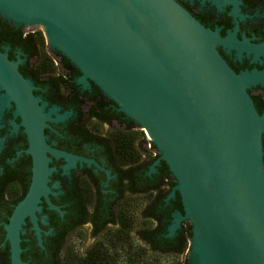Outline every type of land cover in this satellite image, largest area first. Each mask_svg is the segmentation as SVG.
Masks as SVG:
<instances>
[{
	"label": "water",
	"instance_id": "water-1",
	"mask_svg": "<svg viewBox=\"0 0 264 264\" xmlns=\"http://www.w3.org/2000/svg\"><path fill=\"white\" fill-rule=\"evenodd\" d=\"M0 14L16 26L42 24L51 50L79 71L75 82L94 83L146 133L158 153L147 172L163 160L175 180L164 200L178 193L182 206L171 213L165 236L190 224L188 264H264V113L247 90L264 84V71L236 72L217 48L257 53L263 46L221 36L174 0H0ZM0 81L21 116L32 158L29 188L2 223L1 244L8 243L9 264H30L21 257L26 220L43 249L42 236L52 228L40 226L48 224L41 198L63 213L49 198L57 186L48 184L51 156L64 159V171L93 160L47 142V121L69 111L45 110L17 63L1 52Z\"/></svg>",
	"mask_w": 264,
	"mask_h": 264
},
{
	"label": "flooded vegetation",
	"instance_id": "flooded-vegetation-1",
	"mask_svg": "<svg viewBox=\"0 0 264 264\" xmlns=\"http://www.w3.org/2000/svg\"><path fill=\"white\" fill-rule=\"evenodd\" d=\"M174 1L203 26L217 30L221 36L233 34L238 40L245 39L249 44L264 47V0ZM217 48L236 72L251 69L264 71V51L238 52L235 48L221 45ZM0 52L9 61L17 63L18 72L29 80L32 93L40 98L39 104L42 101L47 103L45 110L55 105L59 113L69 111L63 119L47 121L50 125L44 128L47 142L57 149L93 160L90 163L77 160L75 166L67 171L62 168L65 163L63 158L51 156L49 162V166L55 170L49 175L48 184L57 183V186L51 187L55 194H49V198L63 210L62 215L57 211L52 212L60 222L67 220L66 214L71 217L74 226L70 235L87 231L91 237L89 246L82 251L77 249L76 252L85 253L111 227H119L117 213L120 208L137 215L138 219L130 232L140 241L136 233L141 227L136 225L141 219L140 197L143 191L148 192L143 189L153 183L157 169L148 174V168L153 162L148 159L128 163L118 159L110 133L117 128H126L124 114L118 112L115 103L93 86L92 82L88 88L80 87L75 82L79 76L76 68L65 66L66 58L59 51L46 49L40 30L16 26L1 14ZM61 77L67 79L70 85L65 87ZM247 90L257 111L264 113V84L257 83ZM51 115L53 118L56 116ZM132 129L141 128L137 126ZM139 139H134L137 149H140ZM261 141L264 157V132ZM146 144L147 149H153ZM28 145L27 134L13 97L0 81V225L29 188L32 158L27 152ZM41 199V214H47L43 210L49 209L47 202L43 197ZM173 199L163 205V211L168 210L169 213L177 209L170 202ZM162 219L166 220L164 217ZM24 227L29 230L28 220ZM41 227L54 230L49 223ZM49 235L43 237L46 239ZM163 236L166 237L164 233ZM173 238L176 239V234L169 239Z\"/></svg>",
	"mask_w": 264,
	"mask_h": 264
},
{
	"label": "trees",
	"instance_id": "trees-1",
	"mask_svg": "<svg viewBox=\"0 0 264 264\" xmlns=\"http://www.w3.org/2000/svg\"><path fill=\"white\" fill-rule=\"evenodd\" d=\"M65 64L70 69H74L67 58ZM77 72L79 73L78 70ZM60 80L65 82V87L68 84L70 85V83H67V79L65 80L61 77ZM92 85L99 89L94 83ZM125 121L127 126L124 130L117 128L110 133L118 159L124 163L138 159H141V161L145 159L150 162L153 161L158 156L155 146L151 143L154 151L145 148L146 139H144L142 129H132V127L135 128L137 125L127 117ZM136 137H140V149L134 146ZM156 168L157 173L153 177V183L143 189L148 190V192L144 193L143 191L140 197L141 227L136 233L140 236L142 240L140 242L143 247L134 244L135 236L130 232L135 225V220L138 219L137 215L134 212L129 213L127 210L120 208L117 213L119 227H111L93 247L79 255L72 246L66 245L67 237L74 226V223L71 222V217L66 214L67 220L60 222L58 221V216L52 212L55 210L43 208L44 212H47V217H49L48 220L50 222L48 223L54 227V232L52 231L49 236H46V239L43 238L44 248L42 249L36 244V239L27 230L26 234L22 235L21 247L23 251L21 252V257L29 261L30 264H63L64 261L66 262L65 264H147L146 254H148L153 258V264H188L186 256L182 260H179V256L188 247L187 244L191 234L190 224L188 222L181 224V228L176 232V239H169L170 237L163 236V233H166V226L170 222L171 213L173 212L163 211V205L168 203L164 198L175 183V180L163 160ZM170 202L174 203L177 209L182 210L178 193ZM8 216H6L4 222L7 221ZM163 217L166 220H163ZM144 222H147L145 223L147 226L144 225ZM2 239L4 240V230L1 223L0 241ZM145 242L150 245L145 244ZM0 246V264H9V246L7 241L4 244H0ZM163 256L174 257L175 261L160 263V258Z\"/></svg>",
	"mask_w": 264,
	"mask_h": 264
},
{
	"label": "rangeland",
	"instance_id": "rangeland-1",
	"mask_svg": "<svg viewBox=\"0 0 264 264\" xmlns=\"http://www.w3.org/2000/svg\"><path fill=\"white\" fill-rule=\"evenodd\" d=\"M33 27L36 28V29H38V30H40L43 33V36H44V39H45L46 49L50 51L51 48H50V46H49V44L47 42V37L45 35L43 25L40 24V23H37ZM143 134H144L143 136L145 137V132L144 131H143ZM144 139H146V138H144ZM145 143H147V142H145ZM147 146L149 148H151V146H149V145H147ZM152 150L154 151V149H152ZM145 223H147V222H144V225L147 226V224H145ZM136 225L137 226H140L141 225V221L140 222H136ZM90 242H91V237L88 234V232L87 231H81V234H76V235L75 234H71V235H68L67 240H66V245L72 246L75 251L77 249H78L77 251H82V250H85V248L87 246H89ZM134 244L137 245V246H140L141 245V242L135 237L134 238ZM187 245L189 246V242H188ZM80 253L78 252L79 255H80ZM184 256H187V249L185 250V252L182 255L179 256V260H182L184 258ZM152 259L153 258L150 255L146 254V263L147 264H153V260ZM173 261H175V258L174 257H170V256L169 257L168 256H163V257L160 258V263H167V262H173ZM65 263L66 262L64 261L63 264H65Z\"/></svg>",
	"mask_w": 264,
	"mask_h": 264
},
{
	"label": "built area",
	"instance_id": "built-area-1",
	"mask_svg": "<svg viewBox=\"0 0 264 264\" xmlns=\"http://www.w3.org/2000/svg\"><path fill=\"white\" fill-rule=\"evenodd\" d=\"M145 138H146L147 145L151 146V142H150L148 136L146 135V133H145Z\"/></svg>",
	"mask_w": 264,
	"mask_h": 264
}]
</instances>
